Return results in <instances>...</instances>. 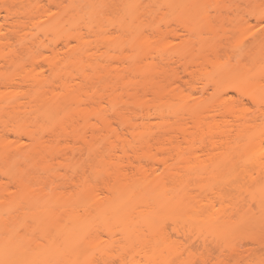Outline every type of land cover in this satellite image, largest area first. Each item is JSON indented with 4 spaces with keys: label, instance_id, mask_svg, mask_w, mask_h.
<instances>
[{
    "label": "rangeland",
    "instance_id": "1",
    "mask_svg": "<svg viewBox=\"0 0 264 264\" xmlns=\"http://www.w3.org/2000/svg\"><path fill=\"white\" fill-rule=\"evenodd\" d=\"M12 1V5H7L11 13L5 9L0 12V82L2 85L5 81L14 83L11 86L0 84V91H3L0 93V144L1 140H6L3 135L9 134V130L26 126L39 131L45 151L33 161H30L31 157L25 159L27 161L24 160L26 157H20L19 162L15 157L5 156L4 149L0 148V251L7 252L8 260L4 262L1 257L0 264H12L9 259L21 255L31 264H97L122 248L127 252L136 251L138 259L135 260L144 261H139L142 264H264V241L260 242L263 247H258L264 234L260 232L264 230H260L258 223L255 225L254 218L252 222L246 221L249 217H255V221L256 218L264 220V96L257 82L264 84V61L246 57L229 63L221 57L216 67L213 64H205V67L188 64L189 69V66L195 69V73L192 71L195 78L184 75L182 64L178 65L183 59L186 62L185 57L181 58L180 43L188 38L187 26L184 27L188 21L183 15L186 3L172 5L177 0H59L60 6L57 7L44 1V6H50L51 12H40L33 6V11L37 10V16L36 12L31 14L36 16L33 21L28 14L33 13L32 4ZM195 1L196 5L205 0ZM243 6L239 12L230 13V16L235 13L234 17L245 19L237 18L236 22L243 21V25L248 20L254 24L255 16L264 10V6L254 2ZM10 14L12 18H9ZM18 18L27 23L17 36L10 31L15 28L11 22ZM5 20L10 21L9 24ZM193 23V28L196 24H204L200 19ZM255 30L243 31L247 35L243 40L235 30L239 35H235L233 46L236 43L244 48L252 45L254 39L250 35ZM170 31L181 36L175 33L172 37L165 35ZM4 34H8V40L3 38ZM160 35L163 40L159 41ZM21 47L25 53L21 51V55L18 52L15 55ZM235 50L237 54L239 50ZM143 61L147 64L143 65ZM140 63L144 69L139 67ZM102 66L111 68L112 77L107 73V78ZM175 67L179 69L181 76H178L183 78L176 79L178 76L173 75L174 72L171 74ZM159 69L161 72L158 73ZM26 75L29 81L25 84L24 78L20 79ZM103 78H107L106 81ZM107 80L109 83L106 84ZM217 82H222V86H216ZM227 84H233L242 95L254 94L263 101L260 109L248 104L251 109L256 107V117L252 113H241L234 126L228 128L241 131L244 126L246 131L247 119L252 118L247 128L250 134H242L236 141L237 136L232 131L235 143L229 140L231 145L228 140L227 144L219 143L224 141L222 135L227 130L220 112L225 108V99L242 96L236 91L223 93ZM203 85H208L209 90L201 92ZM56 94L68 95L66 99L75 96V100L65 102V107L70 111L79 108L82 116L64 117L65 107L60 110L55 100L48 99ZM39 95L45 96V100L36 98L37 104L34 97ZM98 97H101L100 101ZM189 106L191 109L187 110ZM114 110L124 111L122 115L125 117L122 118L134 121L139 130L146 125L151 132L148 131L149 141L157 142L162 135L159 140L167 138L163 140L166 143L173 138L175 145L178 146V140L183 147L180 145L182 148L172 150L174 153L171 151L170 155L167 151V154L157 153L155 148L137 147L136 150H140L137 154L133 152L135 149L128 148V154H124L119 147L126 144V137L128 140L132 138L124 127V130L120 129V117L114 116ZM98 111L104 115L98 113V116ZM193 111L196 115L203 114L205 119H202L210 123L207 127L210 126L209 130L213 129L215 135L208 136L203 120L207 135L194 128L195 122L191 121ZM215 114L219 121L216 125L212 123ZM181 124L186 125L183 129L191 133L185 135ZM111 125L120 126L119 136H116L117 130L114 131L116 134L109 132ZM162 132H165L164 138ZM248 136L254 143L247 147ZM8 138L7 144L22 149L32 143V139L25 135L18 137L10 133ZM188 140L196 141L195 151L189 149ZM202 140L209 146L198 147ZM211 140L218 142L217 147L211 146ZM56 144H68L71 148L51 152V147ZM163 158H169L170 165L178 162L176 167H170L171 171L178 173L181 179H189L188 182H181L178 177L164 180L165 183H149L148 179L125 183L111 178L106 185L97 184L100 183V178H96L98 169L104 175L101 179L106 177L104 168L112 170L115 165H123L120 168H127L124 170L130 174L139 164L151 172L156 166L164 169L160 163ZM131 161L137 165H129ZM9 173L22 184L16 186L12 183L14 177ZM150 177L152 179V175ZM42 193H46L45 196ZM48 193L53 195L48 197ZM185 193L196 198L187 201L183 213L178 209H182L180 204ZM221 195L229 197L222 199ZM34 200L37 201L35 204L44 200L40 201V210V202L33 206ZM170 210H176V215L172 211L168 215ZM178 212L183 215L179 216ZM233 223L238 226L254 224L248 232L244 229L250 230L251 224L235 229ZM254 230L260 235L256 231L254 235Z\"/></svg>",
    "mask_w": 264,
    "mask_h": 264
},
{
    "label": "bare ground",
    "instance_id": "2",
    "mask_svg": "<svg viewBox=\"0 0 264 264\" xmlns=\"http://www.w3.org/2000/svg\"><path fill=\"white\" fill-rule=\"evenodd\" d=\"M16 2H28V3H30V4H32L31 6H32V11H33V6L35 7L36 6V9H37V7H38V10L41 12L42 10H43V12L45 11V13L46 12H48V11H50L49 9H51L50 8V6H55V7H57V6H60V2H59V0H15ZM44 1H48V5H50V6H44L45 4H44ZM138 1V0H137ZM186 1H188V0H177V1H175V2H173V4L172 5H174V4H176V2L178 3V5L180 4H184V3H186L185 4V9H181L182 11H183V15H184V18L185 19H187L186 21H188L187 23H191L190 25H188L187 23L185 24V26L184 27H186V29L188 30V38H185L186 40H184V39H182V41L184 40V43H180L181 45H182V48L180 49L182 52V54L179 52V54H181V58H184L185 57V61L186 62H184V59L182 60V62H180V64L178 65V66H180L181 64V66H182V69H181V67H180V69L183 71V73H184V75L185 74H187V75H190V76H192V78H195V76H193V72L192 71H194V73H195V69H193V67L191 68V66L192 65H197L198 67H199V65H200V67L202 66H204L205 67V64H213V66H217L218 64H219V62H221V57H224V59L226 60V61H228L229 63L230 62H232V60H236V61H240V60H242L243 58H249V59H252L253 58V60H258V61H264V25H261V23L263 22V20H264V10L262 11V12H259L258 14H257V16H255V20H256V22L253 24V23H251L249 20L248 21H246L245 23H244V25H243V21L245 20H243L242 18H238V17H241V16H238V17H236V15H235V17H234V14L238 11L239 12V10H240V8H244V4H246V5H249V4H251V3H253L254 2V4L256 3L258 6H264V0H205L204 2L206 3L207 1H209L210 2V4H205L204 2L201 4H196L195 5V3L194 2H196L195 0L193 1V0H189L188 1V3L186 2ZM191 1V3H189ZM10 2V3H9ZM11 2H13L12 0H9V1H7V0H0V3L2 4V5H0L1 7H0V12H1V10L2 9H5L8 13L10 12V9L7 7V5L8 4H10V5H12V3ZM33 2H34V4H33ZM193 2V3H192ZM244 2V3H243ZM14 3V2H13ZM172 3V2H171ZM243 3V4H242ZM36 4V5H35ZM42 5V6H40V5ZM204 4V5H203ZM9 5V6H10ZM169 5L170 6H172L170 3H169ZM195 5V6H194ZM198 5H200V6H198ZM40 6V7H39ZM182 6V5H181ZM43 7V8H42ZM46 7H48L47 8V10H45L44 8H46ZM21 8V7H20ZM26 9V8H25ZM35 9V11H33V13L31 12V13H28V11H27V13L28 14H30V16H29V18H31V20H32V18H34V17H36L37 16V10ZM14 11V10H13ZM12 11V12H13ZM17 11H20L19 9L17 10ZM26 11V10H25ZM23 12V13H26V12ZM38 11V12H39ZM211 11H213V13H211ZM242 11V10H241ZM6 12V13H7ZM15 12V11H14ZM34 12H36V14L34 13ZM51 12V11H50ZM233 12H235L234 14H233V16H230V13H233ZM11 13V12H10ZM15 13H17V12H15ZM14 14V13H13ZM27 14V15H28ZM31 14H35L36 16H34V17H32V15ZM41 14V13H40ZM1 15V14H0ZM17 15V14H16ZM21 15H22V13H21ZM26 14H24V16H25ZM5 16V15H4ZM10 16H11V14H10ZM9 16H5V19L7 18V19H9V18H12V16L11 17H9ZM14 17H15V14H14ZM28 18V17H27ZM26 17H25V19H27ZM237 18L238 19H242L243 21H241V23L239 24V22H236L237 21ZM16 19V18H15ZM20 18H18V20L17 21H13V22H11V23H13L14 24V27L16 28V26H19V29H18V27L15 29L14 28V30L16 31H10V33L11 34H16L17 36H18V34L19 33H21V30H23L22 28H24V25H26V23L27 22H25V20L24 19H22V21H20L19 20ZM201 20L203 23V26H201V24H196L197 26L196 27H192V25H195L194 23H193V21L194 20ZM203 19V20H202ZM29 20V19H28ZM33 20H35V19H33ZM32 20V21H33ZM240 20H238V21H240ZM5 21H7L8 22V20H5ZM30 21V20H29ZM192 21V22H191ZM10 22V21H9ZM9 22H8V24H9ZM25 22V23H24ZM4 23H6V22H4ZM7 24V23H6ZM12 24V25H13ZM16 25V26H15ZM26 28V27H25ZM21 29V30H20ZM195 29H197L196 31H195ZM237 29H239V31H241V33L240 32H238V30ZM255 29H257V30H255ZM238 32V33H240L241 35H240V39L241 40H243L244 38H246V36L247 35H245V34H243V31H251V30H255L254 32H253V34H251L250 36H252L253 37V39H254V42H253V44L252 45H250V46H248V47H246L245 46V48L244 47H241V46H237V43L235 44V46H233V44H232V42H233V40H235L236 38H235V35L236 34H238V33H235L236 31ZM18 31V32H17ZM175 31H177V30H175ZM204 31V32H203ZM25 32V31H24ZM24 32H22V34L24 33ZM171 32V31H170ZM169 32V34H165V35H172L173 36V34L172 33H175V35H177L178 34V32H171L170 33ZM206 32V33H205ZM162 33V32H161ZM25 35H26V33H24ZM5 35V34H4ZM2 35L3 36V38L5 37V38H7V40L9 39L8 37V34L7 35ZM10 35V34H9ZM165 35H163V37L165 36ZM174 35V36H175ZM179 35V34H178ZM239 35V34H238ZM8 36V37H7ZM16 36V37H17ZM145 36L147 37V34H145ZM171 36V37H172ZM179 36H181V34L179 35ZM178 36V37H179ZM159 37V36H158ZM176 37V36H175ZM174 37V38H175ZM177 37V38H178ZM21 38H23V36L21 37ZM165 38H166V36L164 37V40H165ZM18 39V38H17ZM157 39V38H156ZM167 39H168V37H167ZM19 40V39H18ZM160 40H163L162 39V37H161V35H160V38H159V41ZM142 41V40H141ZM148 41V40H147ZM24 42V41H23ZM167 42V41H166ZM171 42V41H170ZM170 42L168 43V44H170ZM19 43H22V42H19ZM145 43V42H144ZM147 43V42H146ZM174 43V42H173ZM7 44V43H6ZM24 44V43H23ZM142 44V43H141ZM140 44V45H141ZM144 45V44H143ZM180 45V46H181ZM22 46V45H21ZM24 46V45H23ZM22 46V47H23ZM20 48V50H16V54L15 55H18V53H20V55H21V51H23V53H25V50L23 49V48ZM25 47V46H24ZM55 47H57V46H55ZM184 48V49H183ZM235 49H237V50H239V52L236 54V53H234V51H236ZM27 50V49H26ZM52 50V49H51ZM28 51V50H27ZM18 52V53H17ZM185 52H187L186 54L190 57V59L188 58V56H186L185 55ZM56 53V52H55ZM55 53H53V55L55 54ZM75 55V54H74ZM82 55V54H81ZM183 55H185V56H183ZM56 57H58L57 56V54L55 55ZM187 57V58H186ZM115 58V57H114ZM119 58V57H118ZM187 59H188V61H187ZM136 60V59H135ZM189 60H191V61H189ZM168 61V60H167ZM166 62V61H165ZM164 62V63H165ZM168 63V62H167ZM204 63V64H203ZM98 64V63H97ZM101 64V63H100ZM103 64V63H102ZM101 64V65H102ZM147 64V63H146ZM146 64H144V61H143V65H146ZM184 64V65H183ZM188 64L189 65H191V66H189L190 67V69L187 67L188 66ZM203 64V65H202ZM101 65H100V69H101ZM111 65V64H110ZM140 66L139 67H141V68H143V65H142V63H140L139 64ZM170 65V64H169ZM105 66H107V65H105ZM97 67H98V65H97ZM111 67V66H110ZM109 67V68H110ZM164 67H167V66H164ZM102 68L104 69L103 71L105 72V74H106V76H107V73H109L108 75H110V73L111 72H109V70L111 69H107V68H104L103 66H102ZM114 68V67H113ZM116 68V67H115ZM114 68V69H115ZM118 68V67H117ZM178 68V67H177ZM144 69V68H143ZM170 69H171V67H170ZM192 69V70H191ZM99 70V69H98ZM102 70V69H101ZM113 70V69H112ZM116 70H118V69H116ZM172 70H174V71H170L171 72V74L174 72V74L173 75H175V76H178V75H180L179 74V69H176V67H175V69H173L172 68ZM181 70H180V72H181ZM111 71V70H110ZM115 71V70H114ZM140 71H142V70H140ZM175 71L177 72L176 74H175ZM99 72L100 71H98V74H99ZM102 72V71H101ZM113 72V71H112ZM117 72V71H116ZM119 72V71H118ZM159 72H161L160 71V69H159V71H158V73ZM192 72V73H191ZM120 73H121V70H120ZM119 73V74H120ZM154 73V72H153ZM152 73V74H153ZM183 73H181L182 75H183ZM116 75H118L117 73H115ZM116 75H115V77H116ZM121 75V74H120ZM173 75H172V77H173ZM27 76L28 75H26V76H21V79L20 80H22V78H24L23 79V83H25L26 84V82L28 83V79H27ZM102 76V75H101ZM101 76H99V77H101ZM103 76H105V75H103ZM111 77H112V75H110ZM181 76V75H180ZM180 76H178V77H175L176 79H179V77ZM26 77V78H25ZM109 76H107V78H108ZM121 77V76H120ZM189 77V76H188ZM97 78H98V76H97ZM107 78H105V79H107ZM181 78H183V77H180V79ZM190 78V77H189ZM101 79V78H100ZM104 79V78H103ZM102 79V80H103ZM104 79V80H105ZM110 79V78H109ZM173 79H174V77H173ZM19 80V81H20ZM88 80V79H87ZM103 80V81H104ZM112 80V79H111ZM135 80V79H134ZM175 80V79H174ZM19 81H16V83L17 82H19ZM90 81V80H89ZM106 81V80H105ZM133 81V80H132ZM111 82V81H110ZM135 82L136 81H134V84H135ZM258 82V86H259V88H261V90H262V92H263V96H264V84H262L261 83V81H257ZM3 84V82H0V84ZM11 83H13V82H11ZM100 83H102V82H100ZM107 83H109L108 82V80H107V82H106V84ZM112 83V82H111ZM133 83V82H132ZM131 83V84H132ZM149 83H152L151 81L149 82ZM220 83H222V82H217V83H215L216 84V86H222ZM1 84V85H2ZM5 84H6V86H7V84H8V86H11V85H14V83L13 84H10L9 82H6L5 81V83H4V85H2V86H5ZM10 84V85H9ZM88 84V83H87ZM103 84V83H102ZM1 85H0V87H1ZM50 85H53L52 84V82H51V84ZM65 85V84H64ZM63 85V86H64ZM104 85V84H103ZM109 85H111L110 87H112V85H113V83L112 84H109ZM143 85V84H142ZM146 85V84H145ZM144 85V86H145ZM25 86V85H24ZM117 86V85H116ZM134 86V85H133ZM147 86V85H146ZM150 86V85H149ZM21 87H23V86H21ZM61 87H62V85H61ZM67 87V86H66ZM107 87V86H106ZM105 87V88H106ZM155 87V86H154ZM64 88H65V86H64ZM103 88V87H102ZM104 88V89H105ZM117 88V87H116ZM209 86L208 85H203L202 87H201V92H206V91H208L209 89ZM66 89H68V88H66ZM113 90H114V87H113ZM217 91L219 90L218 88L216 89ZM66 91V90H65ZM216 91V92H217ZM230 91H236L239 95H241L242 97H240L239 99H234L233 97H229V98H227V99H225L224 100V104H225V108H223V110H221V112H220V114L222 115H219V116H221L222 118H224V124H226L225 126H226V128H227V130H224V132H223V134L224 135H222L223 137H224V141H219V143H222V144H227V142H228V144H230L231 145V143L230 142H232L234 139V137H233V135L235 136H237V138L235 139L236 141H237V139H239L241 136H243L242 134H245V133H247L248 135L250 134V133H248L247 132V128H248V126H249V124H250V120L252 119V118H249V119H247V127H246V131H245V129H244V126H243V131L241 130H239V129H235L234 130V128H230V129H228L229 127H233L234 126V122H236L240 117H241V113H248V114H250V113H252L253 114V116H257L258 114H256L255 112L257 111H254V109L256 108V109H260L259 108V106L262 104V102L260 101L261 99H259L258 97H256V96H254V94H250V95H247V94H241L242 93V91H240V90H238L236 87H234L233 86V84H227L226 85V87H224L223 89H222V92L223 93H226V94H229V92ZM1 92H3V91H0V93ZM51 92V91H50ZM68 92V91H67ZM215 92V94H217ZM23 93V92H22ZM53 93V92H52ZM64 93V95H65V92H63ZM54 95H55V93H53ZM68 94V93H67ZM60 94H56V97L55 96H52L51 98H49L48 97V99H50V100H55V105H57L58 107H60V110L62 109V107H65V104L69 101V102H71L72 100H75L76 99V97L74 96L73 98H67L66 99V97L69 95H66V97H64V96H59ZM61 95H63V94H61ZM58 96V97H57ZM72 96V95H71ZM46 97H47V95H46ZM61 97V98H60ZM69 97H70V95H69ZM112 97V96H111ZM36 98L40 101H44L45 99V96H38V97H34V99H35V101H36ZM99 98V97H98ZM101 98V97H100ZM100 98H99V101H100ZM38 100L36 101L37 102V104H39L38 103ZM47 100V99H46ZM49 100V101H50ZM57 100V101H56ZM68 100V101H67ZM102 100V99H101ZM114 101L116 100V99H113ZM49 101L47 102V103H49ZM111 101H112V99H111ZM66 102V103H65ZM98 102V101H97ZM100 103V102H99ZM185 103V102H184ZM253 104V105H255L254 107V109H251L250 107V105H248V104ZM26 104V103H25ZM68 104V103H67ZM252 105V106H253ZM188 109L187 110H189V109H191V107L189 106V107H187ZM186 110V109H185ZM194 110V109H193ZM196 110V109H195ZM72 111V112H71ZM69 110V109H67L66 107H65V110H64V112H63V115H64V117H66V118H72L73 117V115H78V116H82L81 115V111L79 110V108H75V110ZM120 111H122V110H120ZM197 111H198V109H197ZM114 112H115V114H114V116L116 117H120L118 120L121 122H119V124H121L122 126V128L120 127V129H123V127H124V129L127 131V135H128V133H129V135H131V138H132V140H128L129 138H127L126 137V139H127V141H126V144H123L124 142H125V139H124V142H120V143H122L121 145H122V147L120 146L119 148H122V152L125 154H128L127 152H126V149L128 148V149H135L133 152H136V154H137V151L139 152L140 150H136V147H137V149L138 148H140V149H146V150H148V149H152V148H155L156 150H157V153H158V151L159 152H163V153H165V154H169V152H171L172 150L174 151H179V148L182 146V144H181V142L180 143H178V140L176 141L177 142V144H178V146L177 145H175L174 144V140L172 141L171 139H173V138H169L170 140H168L166 143L164 142V141H166V139H163L162 140V138H161V140H159V138H160V136L162 137V135H159V137L157 138V142H151V141H149L150 139H149V136H150V134H149V130L150 129H146V128H148V127H146V125L145 126H143V125H141L140 127H142V130H143V128H144V130L142 131V130H139L138 128H139V126H138V128L136 127L137 126V124H136V126L134 125V121H130V119H125V118H122V116H124V115H122L123 113H124V111H123V113H119V110H118V112L117 111H115L114 110ZM194 112L195 111H193L192 113L194 114ZM200 112V111H199ZM103 114L104 115V113L103 112H97V115L98 116H100L99 114ZM126 113V112H125ZM191 113V114H192ZM83 114V113H82ZM106 114V113H105ZM198 115H196V113L193 115L195 118L193 119V116H191V121H194L195 122V125H193L194 126V128H198V129H201L200 131L201 132H203L204 134H206L207 135V130H205L204 128H203V124H204V122H206L205 120H203V119H205L204 118V116H203V114H201V113H197ZM217 114V113H216ZM216 114L213 116V121H212V123L214 124V125H216V124H218V120L216 119ZM218 114H219V112H218ZM217 114V115H218ZM107 115V114H106ZM113 115V114H112ZM203 116V117H202ZM102 117H104V116H102ZM101 117V118H102ZM125 117V116H124ZM176 117V116H175ZM218 117V116H217ZM100 118V117H99ZM180 118V117H179ZM179 118L177 117V119L179 120ZM198 118V119H197ZM203 118V119H202ZM103 119V118H102ZM177 120V121H178ZM184 120V119H183ZM196 120V121H195ZM202 120L204 121V122H202ZM223 120V119H222ZM176 121V122H177ZM180 121V120H179ZM194 122H193V124H194ZM178 124V123H177ZM208 122H206V124H205V127H207L208 125ZM185 126L186 125H184V127L182 126V124H181V127L179 126L178 128H181V130L183 129V128H185ZM118 127V128H119ZM177 127V126H176ZM108 128V127H107ZM118 128H116V127H114V126H110L109 127V132H111L112 134L113 133H115L116 132V130H117V134H118ZM189 128V127H188ZM197 128H196V130H197ZM203 128V129H202ZM123 129V130H124ZM187 129V128H186ZM206 129H208V136H212V135H215V131L212 129V130H209L210 129V126L209 127H207ZM177 130H179L180 131V129H177ZM184 130V129H183ZM195 130V131H196ZM115 131V132H114ZM120 131V130H119ZM125 131V132H126ZM149 131V132H148ZM185 131V135L186 134H190L191 132H189V131H186V130H184ZM199 131V130H198ZM197 131V132H198ZM234 133H233V132ZM237 131V132H236ZM239 131L241 132L240 134H239ZM7 132V131H6ZM5 132V133H6ZM9 132L10 133H14V135H16V136H18V137H21V136H23V135H25V136H29L31 139H32V143H31V145L27 148V149H22L20 146H17V145H9V144H7V139H9L10 140V138H8V136L10 135V133L8 134V133H4L5 135H3L5 138H6V140H1V143L2 144H0V148H3L2 150H3V154L6 156H8V157H15L14 159L17 161H19V162H21L20 161V157H26V158H24V160L25 159H27L28 157H31L30 158V161L32 160H34L35 158H37V157H40L41 155H43V153H44V151H45V144H43V142L40 140V137H39V131L37 130V129H32V130H30V129H28V128H26V126H21V127H19V128H17V129H12V130H9ZM120 132H123L122 130L120 131ZM119 132V133H120ZM165 132H167L168 133V131H165ZM165 132H162V134L164 133L165 134ZM180 132H182V131H180ZM187 132V133H186ZM110 133V134H111ZM115 133V134H116ZM151 133V132H150ZM160 133V132H159ZM232 133H233V135H232ZM116 134V136H119V134L117 135ZM121 134V133H120ZM163 134V138H164V135ZM1 135V134H0ZM123 135H124V132H123ZM149 135V136H148ZM166 135H168V134H166ZM182 135L183 136H185L184 135V132L182 133ZM2 136V135H1ZM126 136V135H125ZM148 136V137H147ZM232 136V137H231ZM251 136V135H250ZM250 136H248L247 137V140H246V145H247V147L249 146V145H253V144H251V143H254L253 142V139H252V137H250ZM171 137V136H170ZM130 138V139H131ZM151 138V137H150ZM254 138V137H253ZM149 139V140H148ZM185 139H186V137H185ZM241 139V138H240ZM255 139V138H254ZM153 140H154V138H153ZM228 140V141H227ZM229 140H230V142H229ZM13 141V140H12ZM171 141V142H170ZM211 141H213V142H210V144H211V146H215V147H217V143L218 142H216V141H214V140H211ZM227 141V142H226ZM170 142V143H169ZM187 142H189V144L187 143ZM225 142V143H224ZM234 142V141H233ZM56 143H58V142H56ZM112 143V142H111ZM114 143V142H113ZM137 143H139V144H137ZM186 143L189 145V149L191 150V151H195L196 149H195V144H196V141H192V140H188V141H186ZM235 143V142H234ZM118 144V143H117ZM221 144V145H222ZM2 145V146H1ZM92 146H90V144H89V147H91V148H93L94 147V145L93 144H91ZM116 145V144H115ZM114 144H112V146H114V147H118V146H115ZM170 145V146H169ZM181 145V146H180ZM203 145H205V147H207V146H209V145H207L205 142H204V140H202V142H200V146H198V147H204ZM112 146H110L111 148H112ZM183 147V146H182ZM181 147V148H182ZM204 147V148H205ZM62 148V149H61ZM69 148H71L68 144H65V145H61L60 146V144H56V145H54V146H52L51 147V152H57V151H60V150H64V149H69ZM180 148V149H181ZM114 149V148H113ZM116 149H118V148H116ZM188 148H187V150H189ZM121 150V149H120ZM125 150V151H124ZM65 151V150H64ZM128 151V150H127ZM166 151H167V153H166ZM172 151V153H174ZM7 153V154H6ZM162 153V154H163ZM172 153H170V154H172ZM169 154V155H170ZM181 160V159H180ZM8 161H10V160H8ZM25 161H27V160H25ZM160 163H161V165L163 166V168L164 169H162L160 166L158 167V166H156V167H153L154 168V170L153 171H148L147 170V168H145V167H142L140 164V166L139 165H135V164H132V161H131V163H129V165H135L136 167H135V169L136 170H134L135 171V173H133L132 172V169H131V172H132V174H130L129 172H127V171H125L124 169H127V168H123V167H121L120 168V166H123V165H115V167L114 168H112V170L111 169H106V168H104L105 170H106V174H105V178H106V180H105V178H102L101 179V177L102 176H104V175H102L101 174V172H100V169H98L97 170V175H96V178H100L99 180H100V183H98L97 182V184L99 185H101V183L103 184V185H106V184H108V179H114V180H118V181H121V182H130V183H135V182H137V181H142V179L144 180V179H148V181H149V183H152V182H161V183H165L164 182V180L166 181V180H176L177 178L176 177H178V178H180V176H179V174L178 173H174V172H172L171 171V166H173V165H175V167H176V164H178V162L177 163H174V164H172V165H170V159L169 158H163V159H160ZM185 161H189V160H185ZM121 164V163H120ZM114 165V164H113ZM155 166V165H154ZM133 167V166H132ZM158 167V168H157ZM153 168H151V169H153ZM162 170V171H161ZM137 171V172H136ZM158 171H160V172H158ZM154 173V174H153ZM156 173H158V174H156ZM9 176H11L12 174H8ZM7 175V176H8ZM152 175V179H151V176ZM155 175V176H154ZM13 176V175H12ZM186 176H188V175H186ZM14 177V176H13ZM11 179V178H10ZM12 180V183H14V184H16V186H20L22 183H21V180L20 179H18L17 177H14L13 179H11ZM137 180V181H136ZM154 180V181H153ZM187 180H189V179H181L180 178V181L182 182H188ZM135 181V182H134ZM18 183V184H17ZM45 194L46 193H42V196L44 195L45 196ZM49 194V193H48ZM47 194V195H48ZM46 195V196H47ZM51 195H53V194H49V196L48 197H50ZM192 194H186L185 193V198H182L181 199V204H180V208H182V209H178V211L180 210V211H183V208H185V206H186V203H187V201H189V200H195V196L194 197H192L191 196ZM188 196V197H187ZM227 196V195H226ZM220 196L222 199H228L227 197H229V196ZM45 200H47V198H44ZM39 201V200H38ZM40 201H42V200H40ZM39 201V202H40ZM37 201H33V206H35V205H38L39 204V202H38V204H35ZM42 202H44V200L42 201ZM1 203V202H0ZM41 205V202H40V204L38 205V209L40 210L41 208L39 207ZM42 206H43V204H42ZM169 210V209H168ZM34 211H36V210H34ZM172 211V212H171ZM174 211H176V210H170L169 211V214L168 215H170V212L172 213V214H174V215H176V213H174ZM185 211V210H184ZM184 211H183V213H184ZM33 212V210H31V212H30V214ZM37 213H39V211H36ZM36 212H34L33 214L35 215L36 214ZM167 212V211H166ZM180 212H178V214H179ZM183 213H180V215L179 216H181V214L183 215ZM167 214V213H166ZM177 214V215H178ZM167 215V216H168ZM31 216H32V214H31ZM252 217V216H251ZM166 218H169V217H166ZM246 218V217H245ZM253 218H254V222H255V225H256V223H258V227L260 228V226L259 225H261V229L260 230H264V224H263V219H262V221L260 220L259 221V219H257L256 218V221L258 220L259 222H256L255 221V217H252V219H250V217H249V219H246V221L247 220H249V221H251V220H253ZM246 221H242V222H246ZM242 222H240V223H242ZM252 222V221H251ZM262 222V224H260ZM239 223V224H240ZM234 224V223H233ZM238 224V223H237ZM251 224V227H252V225L254 224V223H243L242 225H239V226H244V227H242V229L243 228H245V227H247L248 225H250ZM247 225V226H246ZM263 225V226H262ZM234 228L235 229H241V227H239L238 225H236V224H234ZM236 226H238V228H236ZM233 226H231V228H232ZM248 227H250V226H248ZM256 227V226H255ZM253 229V227L252 228H250V230L249 229H244V230H246V231H248V232H251V230ZM255 229V228H254ZM256 230H259L258 228H256ZM256 230H254V231H252L253 233H254V235H255V231ZM153 231V230H152ZM162 231V230H161ZM151 232V231H150ZM157 232V231H156ZM257 232V235H262V233H264L263 231L262 232H260V234L258 233V231H256ZM251 235V234H250ZM254 235H252V236H254ZM256 237V236H255ZM254 237V239L256 240V242H257V239L256 238H258V237H256L255 238ZM263 238H264V234H263V237H262V241H260L259 240V238H258V244H259V246L258 247H260V249H261V247H263V245H264V240H263ZM261 239V238H260ZM254 240V241H255ZM260 242H263L262 244L260 243ZM254 243V242H253ZM261 244V245H260ZM257 245V244H256ZM118 246H119V244H118ZM123 247V246H122ZM124 247H125V245H124ZM127 247V246H126ZM257 247V246H256ZM258 247H257V250H259L258 249ZM118 248V247H117ZM119 249V248H118ZM128 250H129V248H127ZM256 249V248H255ZM132 249H130V251H131ZM117 251V250H116ZM133 251L134 250H132L131 252H127V250L126 249H121V251L120 250H118L117 251V253L116 254H114V253H112L113 255H108V256H110L108 259H105V258H103V259H101V261H99V262H97V264H142V263H139V261L140 260H137L138 262H136V260H135V258H136V251H134L135 253H133ZM21 252V251H20ZM115 252V251H114ZM139 254H141L140 252H139ZM138 255V254H137ZM23 255H21V256H19V257H17V258H10L9 260L11 261V263L12 264H31V262L29 261V260H27V258H24V257H22ZM2 257V258H1ZM128 257H130V258H132V259H134L135 261L134 262H132L133 260H128V259H130V258H128ZM139 257V259L141 258L140 256H138ZM0 258H1V260L3 261V260H5L4 262H7L8 260H7V252L6 251H4V252H1L0 251ZM136 259H138V258H136ZM128 260V261H127ZM30 262V263H29ZM140 262H144V261H140ZM147 262V261H146Z\"/></svg>",
    "mask_w": 264,
    "mask_h": 264
}]
</instances>
